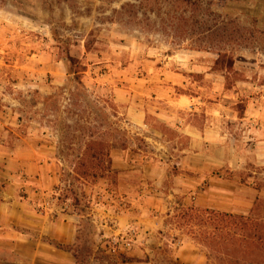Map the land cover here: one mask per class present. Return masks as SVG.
I'll use <instances>...</instances> for the list:
<instances>
[{
  "label": "rangeland",
  "instance_id": "rangeland-1",
  "mask_svg": "<svg viewBox=\"0 0 264 264\" xmlns=\"http://www.w3.org/2000/svg\"><path fill=\"white\" fill-rule=\"evenodd\" d=\"M158 1L134 19L116 14L133 0H0V188L13 179L25 200L24 174L6 169L13 153L31 150L50 185L30 207L77 219L78 264H177L183 234L205 264H264V0H199L181 19ZM232 23L249 40L225 73L215 62L237 44ZM67 52L85 67L82 87ZM193 128L215 160L190 193L220 207L191 201L151 237L117 226L119 215L144 211L156 187L147 166L172 187L180 151L201 149ZM121 238L130 250L114 245ZM6 253L0 264L20 259Z\"/></svg>",
  "mask_w": 264,
  "mask_h": 264
},
{
  "label": "crops",
  "instance_id": "crops-1",
  "mask_svg": "<svg viewBox=\"0 0 264 264\" xmlns=\"http://www.w3.org/2000/svg\"><path fill=\"white\" fill-rule=\"evenodd\" d=\"M187 108L192 109L194 106ZM187 132L193 137L190 141L191 145L195 147L199 144L201 149L180 151L179 165L182 166L179 174L173 177V185L168 190L162 187L159 178L154 181L153 171L147 166L143 172L144 177L153 180V186L156 187L146 189L147 193L143 195L141 207L144 211L137 213L133 221L129 216L119 215L116 220L117 226L121 228L133 224L141 234L151 237L162 228L166 217L178 214L179 209L190 205L191 201L201 208L220 207L216 202L207 199L208 196L199 194L195 198L190 193L198 190L207 180L204 176L209 169L207 163L215 159L209 155L210 151L203 144L201 133L194 128ZM32 153L28 149L17 150L11 156L10 164L6 169L15 176L17 173L24 174L25 200L17 194L18 187L13 184V179L9 186L0 188V250H5L6 254L10 255L13 253L15 257L20 258L19 260L15 258L13 262L8 260L2 262L4 264H76L73 246L78 240L77 219L72 215L39 216L30 207V202L35 200L36 192L39 195L47 185H50L45 168L36 161ZM122 163L123 161L118 158V170ZM209 182L213 190L220 184L212 181L211 178ZM216 194L217 192H211L209 195L215 197ZM172 232L180 233L174 230L170 231V234H173ZM182 238L181 247L173 254L174 261L177 264H194L196 261L198 264H205L206 259L204 256L201 257L200 249L193 245L188 236L183 234Z\"/></svg>",
  "mask_w": 264,
  "mask_h": 264
},
{
  "label": "trees",
  "instance_id": "trees-1",
  "mask_svg": "<svg viewBox=\"0 0 264 264\" xmlns=\"http://www.w3.org/2000/svg\"><path fill=\"white\" fill-rule=\"evenodd\" d=\"M163 2L166 4L167 6H175V9L177 10V12H180V19L181 16L183 15L182 13L186 10L183 9L185 7H195L198 8L200 5L199 0H163ZM159 1L158 0H133V3H125L121 6L120 11L116 12V14L121 15V16H128L129 18H136L138 16V13L140 11H143L142 13L144 15H149L151 13L154 12V9L156 8V5L159 6ZM233 25L235 23H232ZM225 24H223V28H222V32H225L224 30V26ZM235 33H236V38H237V44L234 45L235 48H232L230 50L223 48L221 49V51H219L218 53V59L215 62V64L221 67V71L225 72V73H229L232 70V66H233V55L235 54L236 51L238 50H242L244 48L247 47V41L249 40L245 34L244 31H242L238 25L235 24ZM223 34V33H221ZM86 51H90V47L88 45H86ZM65 59L67 61V64L69 66V76H72L73 82L76 83V86L78 87H82V82H81V78L85 72V67H83L82 65L79 64V61L77 59H75L74 57L70 56V54L67 52L65 55ZM91 162L94 163V165L97 164L99 158L92 156L91 158ZM107 164H108V171L110 170V166H111V160L108 158L106 159ZM97 166V165H96ZM85 176V175H83ZM97 175L93 174V177L95 178ZM74 196V201L77 202V195L73 194ZM258 239H261V237ZM74 258L76 261V264H78V256L75 253L74 254ZM132 260L127 259L125 257H121V263L125 264V263H129Z\"/></svg>",
  "mask_w": 264,
  "mask_h": 264
},
{
  "label": "built area",
  "instance_id": "built-area-1",
  "mask_svg": "<svg viewBox=\"0 0 264 264\" xmlns=\"http://www.w3.org/2000/svg\"><path fill=\"white\" fill-rule=\"evenodd\" d=\"M124 238H121L119 241L121 242V244H119V242H114V245L115 246H118L117 248H119L120 250H130V247H131V243L124 240Z\"/></svg>",
  "mask_w": 264,
  "mask_h": 264
}]
</instances>
